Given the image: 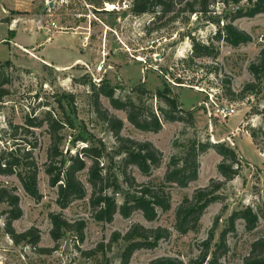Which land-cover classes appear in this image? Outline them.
<instances>
[{
  "label": "rangeland",
  "instance_id": "rangeland-1",
  "mask_svg": "<svg viewBox=\"0 0 264 264\" xmlns=\"http://www.w3.org/2000/svg\"><path fill=\"white\" fill-rule=\"evenodd\" d=\"M192 1L181 0L167 14L157 8V13L136 15L133 0H0V63H11L3 71L9 77L5 85L9 94L0 99V155L10 148L31 150L42 197L37 201L27 194L16 173L0 175V187L15 188L19 195L23 216L14 222L16 231L36 227L41 236L38 247L48 249L40 252L26 243L16 245L5 232L4 213L9 207L0 204V264H121L124 242H115L113 237L125 235L135 224L166 228L170 236L153 249L135 252L131 264H149L158 258L191 264L200 259L206 245L215 249L234 211L250 207L259 216L257 228L249 232L244 220L237 221L223 258L225 264H244L253 242L264 236V76L260 81L250 69L264 51V13L234 18L238 7L251 6L246 0L238 6L234 0H228L229 4L216 0L208 15L181 11ZM230 23L251 41L234 46L217 40L216 33L222 30L224 34ZM194 42H212L218 54L191 62ZM102 83L115 88V96L122 101L131 97L160 116L159 133L141 131L128 121L125 111L116 110L101 96L103 107L124 122L122 136L150 141L163 153L160 167L150 176L130 168L139 183L162 185L171 160L183 158L192 141L211 146L199 157L197 181L187 188L167 185L170 210H158L153 222L140 211L130 218L117 213L111 223L96 220L88 169L79 174L86 197L62 209L58 189L51 187L45 172L49 127L31 128V133L21 128L27 127V116L44 118L49 110L62 118L63 103L74 123V128L63 131L66 155L87 146L76 141L81 136L102 140L111 150L116 140L92 101L93 86ZM166 89L191 117L185 116L183 122L163 118L161 110L167 107L154 95ZM69 95L74 97L75 113L68 104ZM220 104L234 106L236 114L222 121L214 115ZM217 144L234 149L240 161L239 175L232 181L226 182L218 170L223 158L212 148ZM87 162L90 167L92 162ZM211 180L226 183L206 209L199 228L181 234L176 228L178 207ZM118 200L121 203L120 196ZM57 214L74 225L85 223L83 239L72 230L54 240L51 216Z\"/></svg>",
  "mask_w": 264,
  "mask_h": 264
},
{
  "label": "trees",
  "instance_id": "trees-1",
  "mask_svg": "<svg viewBox=\"0 0 264 264\" xmlns=\"http://www.w3.org/2000/svg\"><path fill=\"white\" fill-rule=\"evenodd\" d=\"M215 1L193 0L185 3L184 9L181 11L208 15L211 13L210 6ZM234 1L235 6L240 4V0ZM246 1L251 6L246 9L238 7L234 18H252L264 13V0ZM179 2L181 0H133L132 11L136 15H142L157 13L158 8L162 14H167L173 12L175 5ZM224 4H229V1L224 0ZM225 30L224 34L222 30L216 33L215 38L219 41L224 39L234 46L251 41V37L246 32L240 31L231 23L225 27ZM217 54L212 42L208 44L194 42L191 62L194 58H215ZM10 66V61L4 64L0 63V99L9 94L5 88V85L9 83V77L3 71H7ZM250 69L254 76L261 81L264 76V51L261 52L259 62L252 64ZM115 92V88L102 83L93 86L92 94L97 116L105 122L107 129L116 140V144L111 150L102 140L94 141L81 136L76 141L86 143L87 146L73 155H66L62 150V142L65 139L63 131L67 128H74V123L63 103L60 105L62 118L56 117L53 111L49 110L45 112L44 118L27 116V127L21 128L31 133V128H41L44 124L49 127L51 143L47 152L48 161L45 163V172L49 176L51 187L58 189V204L62 209H66L75 200L86 197L87 189L80 180L79 174L88 169V182L92 187L90 204L95 212L96 220L111 223L117 213L124 218H130L133 213L140 211L147 221L153 222L158 218V210L164 212L170 210V194L166 191L167 185L187 188L192 182L197 181L200 170L199 157L211 146L192 141L187 146L183 158L171 160L162 185L139 183L130 172V168L137 167L143 175L150 176L153 169L160 167L163 153L150 141H138L122 136L124 122L103 107L101 96L108 98L116 110L125 111L128 121L141 131L159 133L162 130L161 119L144 104L135 103L131 97L122 101L115 96ZM154 97L166 105L167 109L161 110L166 121L183 122L186 120L185 116L191 117L190 112L186 113L179 109L178 101L175 97L170 96L169 89L158 90ZM68 100V104L72 107V113H75L73 95H69ZM15 129L17 132L19 127H15ZM21 148H10L11 150L2 152L0 175L16 173L27 194L39 201L42 195L39 192L38 166L32 159V151ZM212 148L223 158L218 165V170L226 182L235 179L239 175L240 169V161H238L235 150L218 144ZM106 157H108V161L107 164H104L103 161ZM87 161L92 162L90 167H88ZM226 182L211 180L209 186L196 189L192 198L184 199L176 212V228L181 234H187L199 228L203 214ZM118 196L122 199L121 203H119ZM0 204H7L9 207L4 213L6 215L5 232L13 242L16 245L26 243L34 250L46 252L48 249L38 247L41 236L36 227L22 233H18L14 228V222L23 216L20 198L15 192V188L0 187ZM51 219L53 222L51 233L54 240L58 241L64 231L72 230H77L80 238L83 239L85 223L71 224L60 214L52 215ZM239 220H244L245 228L249 232L254 231L259 224V216L252 208L247 207L234 211L228 219V225L221 231L215 249L211 251V244L206 243L208 246L205 244L206 249L200 259L191 264H225L223 258L229 251L228 236L236 232V223ZM169 236L170 232L166 228H146L135 224L125 235L115 234L113 240L118 242L121 239L124 242V249L120 255L121 264H131L135 252L144 248L153 249L161 240ZM210 252L212 255L208 259ZM149 264H179V262L170 258H158ZM244 264H264V236L253 242Z\"/></svg>",
  "mask_w": 264,
  "mask_h": 264
},
{
  "label": "built area",
  "instance_id": "built-area-1",
  "mask_svg": "<svg viewBox=\"0 0 264 264\" xmlns=\"http://www.w3.org/2000/svg\"><path fill=\"white\" fill-rule=\"evenodd\" d=\"M236 114V109L234 106L227 105H217L215 110V116L221 118L222 121L233 117Z\"/></svg>",
  "mask_w": 264,
  "mask_h": 264
}]
</instances>
